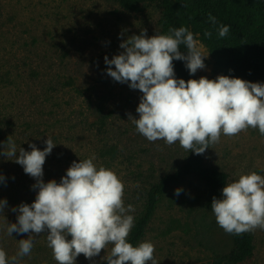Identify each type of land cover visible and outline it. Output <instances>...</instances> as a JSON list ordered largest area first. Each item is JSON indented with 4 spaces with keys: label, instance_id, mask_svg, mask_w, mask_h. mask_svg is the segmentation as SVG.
I'll use <instances>...</instances> for the list:
<instances>
[{
    "label": "rangeland",
    "instance_id": "374dc122",
    "mask_svg": "<svg viewBox=\"0 0 264 264\" xmlns=\"http://www.w3.org/2000/svg\"><path fill=\"white\" fill-rule=\"evenodd\" d=\"M160 11L158 0L145 1L140 11L126 10L117 0H0V126L14 134L17 156L20 147L31 151V143L43 150L44 141L48 137L53 140L56 146L43 165L45 183L51 179L59 183L73 161L94 155L97 168L112 170L124 184V205H133L135 211L129 214L134 216L141 209L146 188L179 167L188 155L178 142H150L138 133L128 115L139 118L136 108L142 93L114 81L106 72L104 57L112 59L123 51L119 47L122 40L144 29L148 37L159 34ZM194 38L203 53H209L206 67L194 78L216 79L222 74L216 70L207 45ZM70 78L75 86L61 90V83ZM74 87L84 93L79 95ZM87 105L93 108L86 109ZM98 106L106 116L101 134L79 120H96ZM39 112L50 117L49 126L30 141L26 134L37 123L43 127ZM27 123L34 126L25 132ZM20 140L25 141L23 145ZM209 147L204 164L226 172L227 183L252 172L264 177V136L258 129L248 128L236 136L221 134L219 142ZM0 150L2 153L3 148ZM0 158L7 168L6 183H0V199L15 198L13 207L31 204L35 197L29 189L35 190L31 186L36 181L20 175L24 170L11 160L14 157ZM177 188L182 189L178 197L174 195ZM206 201V185L196 176L170 185L163 193L139 242L154 245L158 264H210L214 253L232 248L230 234L217 224ZM12 208L0 212V248L9 259L19 250L18 240L28 236L7 234V223L17 220ZM251 233L254 254L237 264H264V230L257 228ZM46 236L42 233L35 238L30 255L19 258V264H58ZM111 247L92 260L81 254L76 264H107L101 257Z\"/></svg>",
    "mask_w": 264,
    "mask_h": 264
},
{
    "label": "clouds",
    "instance_id": "9594fccd",
    "mask_svg": "<svg viewBox=\"0 0 264 264\" xmlns=\"http://www.w3.org/2000/svg\"><path fill=\"white\" fill-rule=\"evenodd\" d=\"M208 20L217 25L211 14ZM229 30L228 25L217 27L221 38ZM168 31L167 35L148 37L144 29L122 40L119 47L123 51L112 59L104 57L108 76L142 93L136 108L139 118L128 115L138 133L150 142H178L184 150L197 155L218 143L221 134L236 136L253 128L264 136V83L224 75L214 80L203 76L177 79L174 60L183 61L189 74L194 75L206 67L204 61L209 53H203L187 27ZM204 35L211 37L212 33L206 31ZM181 46L186 48V54ZM44 143L43 150L31 143V151L20 147L17 156L16 144L9 136L0 153L5 158L14 157L11 160L36 181L31 187L38 190L31 204L21 203L11 209L17 213V220L7 223V234L28 236L18 240L19 250L10 259L0 248V264H19V258L30 255L35 238L42 233L47 234V245L58 264H76L81 254L92 260L109 245L110 252L101 257L107 264H158L151 242L138 246L128 242L134 227V216L129 213L135 209L131 204L125 207L124 184L118 176L103 166L97 168L93 155L73 161L59 183L55 179L45 183L43 165L56 144L50 137ZM0 183H6L3 174ZM181 192L177 188L174 195L178 197ZM7 207V200L0 199V212ZM211 209L226 233L264 230V177L252 172L226 183L222 198L213 196Z\"/></svg>",
    "mask_w": 264,
    "mask_h": 264
},
{
    "label": "trees",
    "instance_id": "16d2710c",
    "mask_svg": "<svg viewBox=\"0 0 264 264\" xmlns=\"http://www.w3.org/2000/svg\"><path fill=\"white\" fill-rule=\"evenodd\" d=\"M117 1L126 10L140 11L143 3L147 0ZM158 4L161 8L158 18L159 34H169L170 28L187 27L196 38L207 45L214 66L220 74L243 80L264 81V0H158ZM209 14L216 17L217 25H212L209 22ZM220 24L228 25L230 28L229 33L223 38L219 37L217 31ZM206 31L212 33L211 37L204 35ZM181 51L186 54L184 46H181ZM173 64L177 79L185 81L195 79L194 75L189 74L183 61L174 60ZM66 86H75L73 78L62 82L61 90ZM74 88L79 95L84 93L80 88ZM49 100L47 101L49 102ZM85 108L93 107L87 105ZM96 110L98 113L96 120L90 122L86 117L79 120L88 128H94L97 134H101L104 132L106 116L102 113V107L98 106ZM44 112H39L38 116L43 127L37 123L25 138H30L31 141L45 133L50 117H47ZM47 113L52 114V111L49 110ZM79 115L83 116L84 113ZM32 125V123H27L24 128L25 132L26 128H30ZM9 136L13 141L14 134L0 126V149L3 148L2 146ZM20 141L21 145L25 142ZM204 154L205 152L197 155L189 151L179 167L172 172L163 174L146 188L141 209L134 215V227L128 237L129 243L133 246L138 245L145 235L163 193L170 185L179 183L186 177L196 176L204 181L207 188V206L212 211V198L213 196L222 198V188L227 183L228 174L205 165ZM3 160L0 158V174L5 175L7 168ZM23 173L24 171H21L20 175L30 178L29 175ZM37 191L29 189L33 197H36ZM7 201L8 208H12L17 203L15 198H10ZM230 236L232 248L227 252L214 253L210 264H237L253 256L255 244L251 232L240 235L230 234Z\"/></svg>",
    "mask_w": 264,
    "mask_h": 264
}]
</instances>
